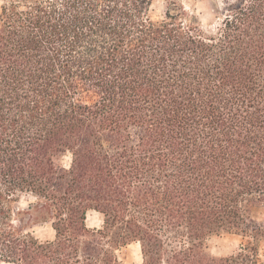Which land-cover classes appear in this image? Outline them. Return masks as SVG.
<instances>
[{
  "label": "trees",
  "instance_id": "trees-1",
  "mask_svg": "<svg viewBox=\"0 0 264 264\" xmlns=\"http://www.w3.org/2000/svg\"><path fill=\"white\" fill-rule=\"evenodd\" d=\"M156 1L0 5L2 262L264 264V0Z\"/></svg>",
  "mask_w": 264,
  "mask_h": 264
},
{
  "label": "rangeland",
  "instance_id": "rangeland-1",
  "mask_svg": "<svg viewBox=\"0 0 264 264\" xmlns=\"http://www.w3.org/2000/svg\"><path fill=\"white\" fill-rule=\"evenodd\" d=\"M4 0H0V5ZM217 0H192L186 5H196V13L199 16L200 23L205 29H214L220 20L215 8ZM166 8L165 0H157L152 7V14L155 17H161ZM31 197L23 195L20 202L16 203L17 207L27 208ZM256 217H262V213L255 210ZM102 224V217L97 211H89L87 216V225L91 228H98ZM39 238L46 239L54 236V231L50 224L41 223L30 228ZM244 241L243 237L234 233H221L213 235L209 239L210 249L214 254L227 255L238 250L240 244ZM118 258L126 263H135L142 260L141 249L139 244H129L121 247L116 251ZM0 264H7L0 260Z\"/></svg>",
  "mask_w": 264,
  "mask_h": 264
}]
</instances>
